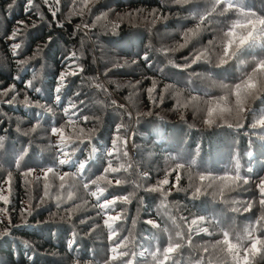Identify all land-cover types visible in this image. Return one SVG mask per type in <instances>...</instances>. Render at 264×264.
Here are the masks:
<instances>
[{
    "label": "trees",
    "instance_id": "obj_1",
    "mask_svg": "<svg viewBox=\"0 0 264 264\" xmlns=\"http://www.w3.org/2000/svg\"><path fill=\"white\" fill-rule=\"evenodd\" d=\"M232 3L0 0V264H264V89L234 94L264 40L218 66L264 0Z\"/></svg>",
    "mask_w": 264,
    "mask_h": 264
},
{
    "label": "snow or ice",
    "instance_id": "obj_2",
    "mask_svg": "<svg viewBox=\"0 0 264 264\" xmlns=\"http://www.w3.org/2000/svg\"><path fill=\"white\" fill-rule=\"evenodd\" d=\"M215 5L220 6V5H226L223 7L222 15L227 14L230 10H233L236 8L234 3H232V0H214ZM29 6H31V0H29ZM245 18L243 20L241 19H236L233 20L232 23L228 26L227 30L224 32V36L227 38L224 46H223V57L220 60V64L218 66L222 67L224 65L229 64L230 61H232L234 58H238L239 55L241 54L242 50L245 48H248L249 46H252L254 44H257L261 42V40H264V17L257 15L255 12H247V13H242ZM201 19H204L201 17ZM23 23V22H21ZM19 29L13 32L12 34V39L16 38V35L18 33ZM195 35V33H193ZM51 42V38H49V43ZM184 45H181L183 47ZM21 46L19 44L14 45V48H20ZM145 60L148 59L147 56L144 57ZM201 56H196V58L192 61V63H196L197 60H200ZM22 63H27V62H22ZM76 73H72V75H75ZM65 76L66 73H61L58 79V87L55 89L56 92V100L57 103L60 101V96L59 93L62 88L66 87L65 83ZM258 85L260 89H264V58H261L258 60V62L255 63V66L251 68V72L247 75L245 79H243L242 83H237L235 85V89L237 90L234 94L237 95L238 97L240 96L241 91H243L247 96H255L256 91L258 90ZM29 87H31V82H29ZM37 92H39V89H36ZM151 91V90H150ZM7 93H5L6 95ZM259 98V97H256ZM238 104L240 103V100L238 99ZM239 111L243 113L245 111L244 107H240ZM208 115L211 117L212 116V109L208 110ZM211 121H206V123H210ZM258 124L261 126H264V116H261L260 119L258 120ZM255 126V125H254ZM53 132L58 131V129L53 128ZM115 147V145H113ZM112 152H108V156H112ZM247 155H251V152H249ZM70 162L69 159H60L59 164L60 165H67ZM87 166V163H80L79 167L81 170H83ZM53 168L49 167L47 169V172L45 173V177H47L48 173L52 172ZM108 171H118V169L114 168H106L105 172ZM67 175V173L65 174ZM61 181L65 179L64 176L60 177ZM206 177L204 175L200 176V180L204 181ZM221 179H226V178H221ZM236 179H239V176L236 177ZM235 182V181H234ZM247 183V181H244ZM95 183V181H93ZM121 183L120 180L116 181V184L119 185ZM164 183H167V181H164ZM87 184L85 185V188H87ZM259 189V193L261 196L260 204L264 205V179L260 180L259 184L257 185ZM101 195L103 194V189L100 190ZM201 190L200 188L196 189V194H200ZM95 196L96 193H93ZM124 201H127V197L123 198ZM116 200H107L103 205H101V208H109L112 207L116 204ZM251 205H249L248 209H245L246 211L249 210ZM120 217L119 215L117 216H112L111 220L113 222L119 220ZM261 219H264L262 217ZM107 223V221H105ZM149 224H151V221H148ZM109 228H111V225H109ZM108 239L110 241H113V235H109ZM124 240H127V237L124 238ZM261 241L259 239H253L251 243V252L252 254H256L258 251L257 245L260 244ZM223 244L227 246V252L230 254H234L235 257L238 259L239 254L236 252L237 245L232 244L229 242L228 239V233H224V240ZM122 246L124 245V241H120L115 243L114 247L111 249L112 252H117ZM180 245H170L165 249V259L169 258V254L173 253L178 249ZM248 249H245V254H244V260L243 264H247L248 261ZM120 257L127 256V252H120L119 253ZM116 256L110 257V261L116 260ZM126 264H132V261H127Z\"/></svg>",
    "mask_w": 264,
    "mask_h": 264
},
{
    "label": "built area",
    "instance_id": "obj_3",
    "mask_svg": "<svg viewBox=\"0 0 264 264\" xmlns=\"http://www.w3.org/2000/svg\"><path fill=\"white\" fill-rule=\"evenodd\" d=\"M96 193H97V195H99V194H100V193L98 192V190H96ZM109 217H110V216H106V217H105V220L107 221V223H106V224H108Z\"/></svg>",
    "mask_w": 264,
    "mask_h": 264
}]
</instances>
